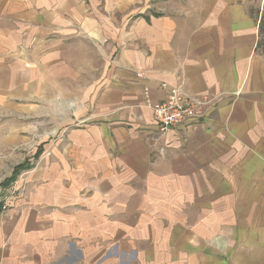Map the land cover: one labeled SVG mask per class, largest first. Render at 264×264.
<instances>
[{
  "label": "crops",
  "instance_id": "obj_1",
  "mask_svg": "<svg viewBox=\"0 0 264 264\" xmlns=\"http://www.w3.org/2000/svg\"><path fill=\"white\" fill-rule=\"evenodd\" d=\"M263 9L0 0V155L56 98L78 106L0 210V264H264ZM169 86L206 104L162 133L151 106Z\"/></svg>",
  "mask_w": 264,
  "mask_h": 264
},
{
  "label": "rangeland",
  "instance_id": "obj_2",
  "mask_svg": "<svg viewBox=\"0 0 264 264\" xmlns=\"http://www.w3.org/2000/svg\"><path fill=\"white\" fill-rule=\"evenodd\" d=\"M257 5H258V2L255 3L254 7H257ZM257 47H258V52L264 56V9H263L262 17L260 18V22H259V39H258ZM104 58H105V55H104ZM97 65H98V62H97ZM93 75H95V71L92 70V68L88 67L87 79H90ZM79 78H81V81H82V78H83L82 74L81 76L74 77V81L70 83L74 88H77L79 84H82V83H79ZM45 102L46 101H43V103ZM68 105L73 109L78 107V106L75 107L76 103L74 102V100H70V99L63 100L61 98L55 99L54 115L52 113L53 106H50L48 108L43 107L42 113H41V115H43V118L39 117L38 119L39 121L37 122L34 120L32 121L31 126H33V131L27 133L28 135L26 138L27 140L26 141L20 140V141L15 142V144L10 146L8 151L5 152V155H2V156L0 155V160L2 161L3 159L4 161V162L2 161L3 164H0V175L4 174V176L1 177L2 179L1 182L5 181L13 173L14 169L18 166V164L23 163V162H28L29 164H31L29 168L22 170L18 174L17 176L18 178L16 177L14 181L7 184L6 186H0V203L2 204L1 208L4 207V209L2 208L3 210L7 209L6 208L7 203L11 204L16 198L22 196L25 187L20 182V180L28 176V174L32 172L33 170L37 168L40 169L42 165L44 164V161L47 155L50 154L51 148L50 150H48V148L46 147L47 143L44 140L45 139L47 140L48 136L50 140H52L53 138L57 139L59 136L62 137V128L61 127L58 128V124L61 123L63 110L66 109ZM47 110H50V114L48 117H53L54 122L51 119L49 120L46 119ZM72 112H70V115L73 114ZM72 117L75 118L73 115ZM40 120H42V122ZM80 123L81 122L79 120H75L74 122L72 121V126L79 125ZM2 165H3V168H2ZM263 212L264 211L258 214L259 217L264 216ZM217 245H218L219 250H223L225 248V246H223L221 242L218 243Z\"/></svg>",
  "mask_w": 264,
  "mask_h": 264
},
{
  "label": "built area",
  "instance_id": "obj_3",
  "mask_svg": "<svg viewBox=\"0 0 264 264\" xmlns=\"http://www.w3.org/2000/svg\"><path fill=\"white\" fill-rule=\"evenodd\" d=\"M138 76L142 73L137 72ZM166 87V84H162ZM205 97L191 95L179 87L169 86L165 98L152 104L153 115L160 132H166L189 119L203 115Z\"/></svg>",
  "mask_w": 264,
  "mask_h": 264
},
{
  "label": "trees",
  "instance_id": "obj_4",
  "mask_svg": "<svg viewBox=\"0 0 264 264\" xmlns=\"http://www.w3.org/2000/svg\"><path fill=\"white\" fill-rule=\"evenodd\" d=\"M30 165L31 164H29L28 162H23V163L18 164V166L14 169L13 173L5 181L1 182L0 186H6L7 184L14 181L16 179V177L18 176V174L22 170L29 168ZM1 205L2 204L0 203V210H1Z\"/></svg>",
  "mask_w": 264,
  "mask_h": 264
}]
</instances>
